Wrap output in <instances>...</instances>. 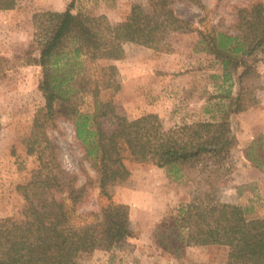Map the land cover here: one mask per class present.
I'll return each mask as SVG.
<instances>
[{"label": "trees", "instance_id": "16d2710c", "mask_svg": "<svg viewBox=\"0 0 264 264\" xmlns=\"http://www.w3.org/2000/svg\"><path fill=\"white\" fill-rule=\"evenodd\" d=\"M19 1L0 0V10L13 9ZM178 1L204 7L203 0H148L133 4L128 17L118 23L104 14L73 12L71 6L35 13L31 45L35 54L26 51L24 63L41 66L39 89L45 106L36 113L27 143L49 146V123L58 117L69 119L85 155L94 160L96 181L105 195L107 187L129 177L126 159L176 172L199 171L212 181L228 174L238 142L227 115L165 128L155 113L134 119L118 114L113 98L105 96L119 90L120 84L115 67L101 61L118 58L122 44L163 50L171 33L191 29V22L177 12ZM198 32L203 50L222 63L225 74L242 68L238 80L243 83L253 74L247 59L264 52V2L239 9L234 31ZM5 64L0 57V73ZM240 99L242 92L232 98L233 103ZM259 144L262 139L253 140L246 156L261 167L264 147ZM87 178L82 186L74 175L63 183L46 167L43 178L19 184L25 206L18 216L0 218V264H83L77 253L114 247L132 236L130 207L125 203L110 201L91 213V220L78 213L89 194L92 181ZM174 212L169 228L162 227L160 243L166 249L171 239L182 245H226L233 248L232 264H264V217L253 213L251 206L192 201Z\"/></svg>", "mask_w": 264, "mask_h": 264}, {"label": "rangeland", "instance_id": "374dc122", "mask_svg": "<svg viewBox=\"0 0 264 264\" xmlns=\"http://www.w3.org/2000/svg\"><path fill=\"white\" fill-rule=\"evenodd\" d=\"M147 1L20 0L15 8L0 10V57L6 59L0 73V218L21 213L25 199L18 185L43 178L49 167L63 183L74 175L82 186L91 177L89 194L78 209L83 219L91 220L90 214L110 201L130 207L133 235L114 247L77 253L83 264H232L229 246L182 245L167 239L170 248L166 249L160 239L175 209L192 201L249 205L264 217V164L258 167L246 156L253 140L262 139L259 146L264 147V52L247 59L253 74L239 83L242 68L225 74L222 63L203 50L198 32L234 31L238 10L264 0H203L204 7L178 1L177 12L191 22V29L171 33L163 50L126 42L118 58L101 61L115 67L120 84L119 90L104 94L128 119L155 113L170 128L227 115L238 144L231 153L232 168L220 180L212 181L195 170L176 172L153 162L126 159L129 177L107 187L105 195L96 181L94 160L85 155L69 119L58 117L49 123V146L27 143L36 113L45 106L39 89L41 66L24 63L26 51L35 54L34 14L71 6L73 12L104 14L118 23L128 17L133 4ZM239 92L242 99L233 103Z\"/></svg>", "mask_w": 264, "mask_h": 264}, {"label": "crops", "instance_id": "0c3cea01", "mask_svg": "<svg viewBox=\"0 0 264 264\" xmlns=\"http://www.w3.org/2000/svg\"><path fill=\"white\" fill-rule=\"evenodd\" d=\"M61 11V10H60ZM99 247V246H98ZM97 248V247H96Z\"/></svg>", "mask_w": 264, "mask_h": 264}]
</instances>
